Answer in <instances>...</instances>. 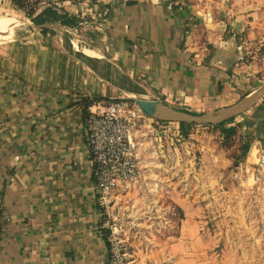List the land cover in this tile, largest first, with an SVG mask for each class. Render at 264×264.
Returning a JSON list of instances; mask_svg holds the SVG:
<instances>
[{
	"label": "crops",
	"instance_id": "obj_1",
	"mask_svg": "<svg viewBox=\"0 0 264 264\" xmlns=\"http://www.w3.org/2000/svg\"><path fill=\"white\" fill-rule=\"evenodd\" d=\"M180 1L186 15L166 0H101L107 13L104 31H93L97 44L58 23L0 41V264L105 263L84 98L135 91L199 110L258 87L244 84L235 59L238 43L226 31L234 23L230 9L219 1ZM58 32L89 63L58 42ZM235 122L249 160L253 147H264V94ZM207 150L203 157L218 158ZM170 197L183 211L177 232L149 252L137 250L139 263L207 264L195 195L172 187Z\"/></svg>",
	"mask_w": 264,
	"mask_h": 264
},
{
	"label": "rangeland",
	"instance_id": "obj_2",
	"mask_svg": "<svg viewBox=\"0 0 264 264\" xmlns=\"http://www.w3.org/2000/svg\"><path fill=\"white\" fill-rule=\"evenodd\" d=\"M199 1L203 4L219 1L230 9L234 23L226 31L231 34L233 45L235 42L240 45L234 52L242 66L244 84L264 83V0ZM12 10H16L20 18L31 21L20 8L0 0V12ZM211 12L217 16V12L215 15ZM34 30L18 36L34 34ZM96 33L83 31L77 36L87 37L88 42L97 44L100 41ZM35 35L41 36L38 31ZM58 36L59 32L57 39ZM58 42L61 41L58 39ZM243 91L241 89L240 94ZM241 96L231 99L230 103ZM175 105L197 112L216 109L196 110L194 106L188 109ZM203 126L192 125L187 135L180 129L182 139L174 143L168 137L145 136L139 148L144 174L120 189L115 203L124 215L130 242L136 251L149 252L160 239L177 232L183 211L170 197L171 188L176 187L190 198L195 195L198 201L202 229L209 242L206 251L201 252V260L207 264H264V182L252 183L247 172L244 173L248 176L245 184L234 176L239 162L248 154L241 155V134L237 132L224 140L217 126ZM206 149L218 158L213 159L210 154L203 157ZM255 152L253 147L249 161L255 159Z\"/></svg>",
	"mask_w": 264,
	"mask_h": 264
},
{
	"label": "built area",
	"instance_id": "obj_3",
	"mask_svg": "<svg viewBox=\"0 0 264 264\" xmlns=\"http://www.w3.org/2000/svg\"><path fill=\"white\" fill-rule=\"evenodd\" d=\"M8 1L20 8L25 15L32 10L37 13L45 6L63 8L62 0ZM69 2L74 3L75 7L65 10L80 17L77 26H70L76 33L104 31L107 6L101 0ZM206 13L211 16V11ZM85 125L86 143L93 161L95 199L102 216L101 228L108 247L104 264H140L137 252L130 242L124 215L115 206L116 196L120 189L144 174L139 148L145 136L152 138L153 135L155 139L168 137L174 143L182 139L180 126L177 121L160 119L145 113L133 97L128 95L91 101L88 104ZM255 148V159H243L234 171L235 178L241 184L248 180V176L244 174L246 172L249 173L252 183L264 182V147L258 145ZM2 228L0 220V232Z\"/></svg>",
	"mask_w": 264,
	"mask_h": 264
},
{
	"label": "water",
	"instance_id": "obj_4",
	"mask_svg": "<svg viewBox=\"0 0 264 264\" xmlns=\"http://www.w3.org/2000/svg\"><path fill=\"white\" fill-rule=\"evenodd\" d=\"M52 23L60 24L62 26H66L74 34L78 37V33L74 31V29L70 26L61 24L58 21H45L40 24H35L36 29L41 28L42 26H49ZM80 39V38H79ZM84 43H89L87 40L82 39ZM264 94V83L260 84L254 90L248 92L247 94L240 97L233 103L228 105L218 107L214 110H207L202 112H190L183 110L181 108L172 106L165 101L161 100L158 97L144 94L141 92H133L132 96L134 101L138 104V106L147 114L154 116L156 118L165 119V120H172V121H185V122H193L197 124H204V123H219L221 121H225L228 118L240 113L244 112L252 105L256 103V101ZM222 116V117H218Z\"/></svg>",
	"mask_w": 264,
	"mask_h": 264
},
{
	"label": "trees",
	"instance_id": "obj_5",
	"mask_svg": "<svg viewBox=\"0 0 264 264\" xmlns=\"http://www.w3.org/2000/svg\"><path fill=\"white\" fill-rule=\"evenodd\" d=\"M166 1H170L174 8L179 6L182 10L181 14L186 15L187 6L182 4L180 0H166ZM34 12H35L34 10L28 11L27 15L30 17V19L35 24H40V23H43L45 21H59L61 24H64L67 26H77L79 21H80L79 16L72 14V13H69L68 11H66L63 8L58 9V8L53 7V6H45L39 12H37V13H34ZM40 29H41L42 33H46V31L49 28L47 26H42ZM104 98H108V97L107 96H101V95H94L93 97L84 98V101L86 103L85 105H88L93 100L104 99ZM184 110L190 111V112H197V111L187 110V109H184ZM233 120H234V116L228 118L225 121H221L219 123H204L202 125L212 124L214 126H217L219 128V133L223 136L224 140H228L229 138H231L233 135H235L237 133V123L236 122L232 123ZM178 124H179L180 129L182 130L183 134L187 135L189 132V128L192 125H196L197 123L180 121V122H178ZM241 148H242L241 155H245L249 149V143L246 141H242ZM237 164H238V162H237ZM179 209L181 210V208H179ZM179 216L182 217L183 213L180 214Z\"/></svg>",
	"mask_w": 264,
	"mask_h": 264
},
{
	"label": "bare ground",
	"instance_id": "obj_6",
	"mask_svg": "<svg viewBox=\"0 0 264 264\" xmlns=\"http://www.w3.org/2000/svg\"><path fill=\"white\" fill-rule=\"evenodd\" d=\"M16 10L15 11L12 10L11 12H9V11L0 12V25H1L0 41L11 39V38L25 32V31L29 30V29H32V25L34 26V28H36L35 24H31L32 23L31 21L28 22L26 19L20 18L18 16V12ZM65 27L66 26H64V28ZM58 37H59L58 39L62 43L66 44L67 46L70 47V49L72 50L74 55H76L77 57H79L81 59L83 58L82 60L84 61L85 58L82 55H80L79 53L75 52L71 48L69 42H67L66 40H63L60 36H58ZM84 62L89 63L88 60H86V59ZM218 117H222V116H218Z\"/></svg>",
	"mask_w": 264,
	"mask_h": 264
}]
</instances>
